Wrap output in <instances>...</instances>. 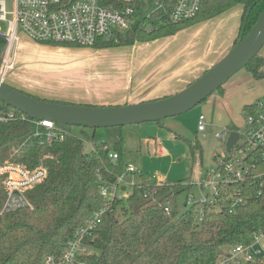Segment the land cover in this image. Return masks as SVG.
<instances>
[{
    "label": "trees",
    "instance_id": "trees-1",
    "mask_svg": "<svg viewBox=\"0 0 264 264\" xmlns=\"http://www.w3.org/2000/svg\"><path fill=\"white\" fill-rule=\"evenodd\" d=\"M137 5L140 8V0ZM236 6L244 7L238 43L257 22L264 0H203L199 16L179 24L167 21L172 4L165 1L164 7L134 29L118 32L117 41H99L94 48L129 46L173 35L201 21V15L205 16L202 20L212 19ZM160 32L166 34L162 36ZM6 47V38L0 36V67ZM245 69L255 79H264V56H256ZM218 92L223 94L224 87ZM0 111L17 110L0 101ZM258 111L257 103L245 106L246 116ZM35 131L33 121L0 123V166L9 161L30 169L43 167L48 172L40 184L26 192L33 210L24 208L0 215V264H46L49 257L58 262L74 233L107 204L100 195L99 177L115 182L126 173L121 142L114 152L100 144L87 153L84 141L72 129L66 131L64 141L52 145H41ZM112 153L119 158L113 161ZM250 157L259 160L260 152ZM180 187L181 183L167 181L164 185L137 184L128 188V198L108 205L101 229L88 240L94 253L81 259L87 264H222L234 247L249 245L264 232V198L255 197L253 183L224 187L225 192L240 191L247 201L230 213L227 206L231 201L223 196L222 210L210 205L203 208L202 223L200 203L180 211L178 198L184 192ZM5 201L6 190L0 177V213Z\"/></svg>",
    "mask_w": 264,
    "mask_h": 264
},
{
    "label": "built area",
    "instance_id": "built-area-1",
    "mask_svg": "<svg viewBox=\"0 0 264 264\" xmlns=\"http://www.w3.org/2000/svg\"><path fill=\"white\" fill-rule=\"evenodd\" d=\"M8 0H0V23L8 25L7 30L0 27V36L7 40V47L0 67V81L5 82L8 73L15 66V56L19 44V32L26 33L31 39L41 44L72 45L79 48H94L99 41H117V33L134 29V17L140 12L138 0H10L12 9L7 8ZM172 4L169 23L179 24L191 21L199 16L203 0H155L158 9L164 7V2ZM157 9V10H158ZM11 17V19H10ZM258 112L246 116L250 125L243 145L236 149L241 158L228 152L225 160L216 157L217 167L206 174L201 189L208 191L200 200L202 210L199 223L204 220L205 206H216L222 210L220 204L226 196L231 204L229 212L243 205L247 199L240 195V191H226L234 184L253 183L255 197L264 198V103H257ZM33 121L36 125L35 137L39 138L41 145H52L65 140L66 130L50 120L35 121L20 111H0V123L12 120ZM198 131H206V118L200 115ZM217 136L221 137L220 134ZM157 152L165 155L162 143L156 142ZM245 146V147H244ZM260 152V159H253L254 152ZM249 156V159L247 158ZM118 154L112 153L111 159L117 160ZM133 165H128L126 173L109 182L99 177L101 182L100 195L107 204L96 211L86 224L79 228L65 245L63 258L58 262L49 257L46 264H87L81 259L92 255V247L88 243L102 227L108 205L128 198V188L138 183L127 181L126 176L135 173ZM48 175L43 167L30 169L24 165L6 162L0 166V177L6 190V201L0 215L16 212L20 209H34L26 196V192L40 184ZM155 177V176H154ZM167 182V181H166ZM158 183L164 185L166 183ZM151 185L148 181L140 183ZM157 185V184H156ZM228 186V187H227ZM225 192V193H224ZM193 205V204H192ZM169 211V208H166ZM264 261V232L258 234L254 242L249 245L234 247L222 264H247Z\"/></svg>",
    "mask_w": 264,
    "mask_h": 264
},
{
    "label": "rangeland",
    "instance_id": "rangeland-1",
    "mask_svg": "<svg viewBox=\"0 0 264 264\" xmlns=\"http://www.w3.org/2000/svg\"><path fill=\"white\" fill-rule=\"evenodd\" d=\"M140 2V12L134 17L135 24L158 9V4L154 0ZM7 8L9 11L12 9L10 0L7 1ZM202 19H205L204 15L198 20ZM0 27L6 31L8 25L0 23ZM160 34L163 36L166 33ZM186 39V36L181 37V41ZM54 46L66 47L58 44H41L26 33L19 32L15 66L8 73L6 84L13 88L44 89L66 96L67 99L79 104L103 106L101 105L103 103H95V97L89 98L91 95L94 96L91 94L92 89L97 85L107 84L115 76H117L115 80L123 82L129 69L134 68L137 71L140 68L137 62L133 64L134 54H130L134 45L97 51L94 48H79L72 52L54 50L57 49ZM139 52L135 53L136 60L140 59ZM263 54L264 47L259 55ZM244 71L250 73L247 69ZM257 83L226 99L225 92L223 94L215 92L191 111L159 122L100 129L72 126V133L84 141V150L87 153L100 144H106L111 152H114L116 144L121 142L125 165H133L136 169L135 173L126 176L127 181H135L138 184L148 181L157 185L163 181L181 183L180 190L184 192L178 198V205L180 211L184 212L206 196L208 191L202 190L200 185L203 184L208 171L217 167L216 157L226 159L228 155L226 143L231 133L240 134L239 146L248 140L247 134L251 127L246 120L245 106L247 102L264 103V79ZM107 101L113 102L111 99ZM200 115L206 118L204 133L198 131ZM218 134L221 137L217 136ZM155 139L162 142L170 157L163 159L159 156L157 147L151 143ZM232 154L239 158L242 156L236 148Z\"/></svg>",
    "mask_w": 264,
    "mask_h": 264
},
{
    "label": "crops",
    "instance_id": "crops-1",
    "mask_svg": "<svg viewBox=\"0 0 264 264\" xmlns=\"http://www.w3.org/2000/svg\"><path fill=\"white\" fill-rule=\"evenodd\" d=\"M236 7L240 9L232 8L218 17L195 22L175 33V36L137 42L132 47L130 54H134L133 64L135 65L137 62L140 68L137 71L134 68L129 69L123 82L115 80L117 77L115 76L107 84L97 85L92 89L91 94L94 96L91 95L89 98L95 97V103H103L101 104L103 106H118L156 101L181 93L224 59L235 46L244 13V7ZM183 36H186L187 39L181 41ZM55 48L57 49L54 50L65 52L79 49V47ZM94 50L101 49L94 48ZM138 52L140 59L136 60L135 53ZM244 70L235 74L224 86L225 99L236 95L248 86L258 84L259 80L257 81L251 72L246 73ZM16 88L46 101L93 106L73 102L66 96L50 93L44 89ZM107 99H111L113 102L109 103ZM218 100L219 98L216 99V101ZM247 103L246 106L252 105ZM158 141L160 140L155 139L151 143L158 147L156 145ZM162 148L166 151L165 155L158 153L159 156H162L163 159L170 157L168 150L164 146Z\"/></svg>",
    "mask_w": 264,
    "mask_h": 264
},
{
    "label": "water",
    "instance_id": "water-1",
    "mask_svg": "<svg viewBox=\"0 0 264 264\" xmlns=\"http://www.w3.org/2000/svg\"><path fill=\"white\" fill-rule=\"evenodd\" d=\"M264 47V9L257 22L229 54L209 69L187 89L164 99L135 105L85 106L59 104L37 99L0 81V101L35 121L50 120L66 131L72 126L91 129L122 127L146 122H159L185 114L218 92L238 72L245 69ZM240 134L231 133L227 152L238 146Z\"/></svg>",
    "mask_w": 264,
    "mask_h": 264
}]
</instances>
